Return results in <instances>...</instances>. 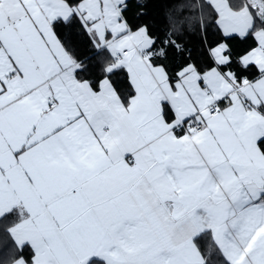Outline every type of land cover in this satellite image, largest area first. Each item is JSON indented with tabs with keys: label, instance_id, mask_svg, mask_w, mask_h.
Wrapping results in <instances>:
<instances>
[{
	"label": "snow or ice",
	"instance_id": "snow-or-ice-1",
	"mask_svg": "<svg viewBox=\"0 0 264 264\" xmlns=\"http://www.w3.org/2000/svg\"><path fill=\"white\" fill-rule=\"evenodd\" d=\"M0 264H264V0H0Z\"/></svg>",
	"mask_w": 264,
	"mask_h": 264
}]
</instances>
